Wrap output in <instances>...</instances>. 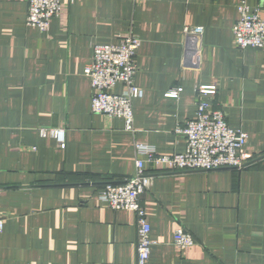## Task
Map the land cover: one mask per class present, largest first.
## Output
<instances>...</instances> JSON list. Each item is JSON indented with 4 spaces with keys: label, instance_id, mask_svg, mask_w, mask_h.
<instances>
[{
    "label": "crops",
    "instance_id": "0c3cea01",
    "mask_svg": "<svg viewBox=\"0 0 264 264\" xmlns=\"http://www.w3.org/2000/svg\"><path fill=\"white\" fill-rule=\"evenodd\" d=\"M264 0H62L47 30L26 24L27 0H0V264H136L137 219L98 198L136 173L135 142L185 149L176 132L199 96L248 134L242 169L154 173L140 201L150 264H264V46L240 50L237 5ZM200 28L197 54L183 28ZM140 39L134 131L90 109L83 73L93 44ZM177 89L176 97L165 95ZM115 92L122 90L117 83ZM41 129L63 131V144ZM182 227L193 245L179 248Z\"/></svg>",
    "mask_w": 264,
    "mask_h": 264
},
{
    "label": "built area",
    "instance_id": "2783aa9c",
    "mask_svg": "<svg viewBox=\"0 0 264 264\" xmlns=\"http://www.w3.org/2000/svg\"><path fill=\"white\" fill-rule=\"evenodd\" d=\"M26 24L39 30H47L50 20L62 11V0H27ZM238 19L232 26V34L238 49L264 46V15L261 5L249 7L244 2L236 7ZM187 50L197 54L200 28H183ZM140 39L133 32L122 35L116 44H93L92 55L85 65L83 73L90 80L92 89L90 109L93 113L107 117H119L124 129L134 131V98L141 97L143 89L135 82L137 72L136 53ZM117 83L122 85L115 92ZM198 100L194 116L186 120L183 126H177L176 132L185 138V149L173 154H162L144 143L135 142L136 173L122 182H106L98 191V198L111 209H127L134 212L137 219L136 264H150V223L141 204L140 197L147 189L153 174L145 170V163L156 167L160 172L208 171L222 168L242 169L250 164L251 156L244 150L248 134L231 128L222 111L209 109L210 104L199 96L214 93V87L195 88ZM178 90L172 89L165 95L176 97ZM42 136L56 138L63 144V131L41 129ZM2 190L0 188V195ZM3 218L0 216V231ZM174 244L179 248L193 245L191 235L182 227L174 232Z\"/></svg>",
    "mask_w": 264,
    "mask_h": 264
}]
</instances>
